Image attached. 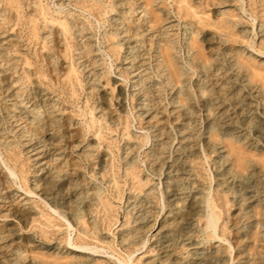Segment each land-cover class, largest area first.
<instances>
[{
  "label": "bare ground",
  "instance_id": "obj_1",
  "mask_svg": "<svg viewBox=\"0 0 264 264\" xmlns=\"http://www.w3.org/2000/svg\"><path fill=\"white\" fill-rule=\"evenodd\" d=\"M52 3L0 0V264H264V175L222 152L264 149V69L244 57L264 63V0ZM120 127L124 176H87L95 157L113 168ZM44 245L67 257L43 262Z\"/></svg>",
  "mask_w": 264,
  "mask_h": 264
},
{
  "label": "rangeland",
  "instance_id": "obj_2",
  "mask_svg": "<svg viewBox=\"0 0 264 264\" xmlns=\"http://www.w3.org/2000/svg\"><path fill=\"white\" fill-rule=\"evenodd\" d=\"M52 1L53 0H45L46 3H49L50 6H52ZM3 5H0V9H2ZM5 32V31H4ZM8 35V33H7ZM6 35V36H7ZM21 45H23V43H20ZM26 46H22V50H25ZM30 48V47H29ZM31 49V48H30ZM246 57L245 60H248L253 66L260 68V69H264V63L263 60L258 58V57H253L249 58V55L244 56ZM253 59V60H252ZM195 78V76L193 77ZM114 81L111 80L109 82V85H105V89L104 91L101 93V95L104 97L105 99V103H110L112 104L111 109L112 110H116L115 108V101L116 98L118 97L119 94V90H122V88L119 87V83L116 84L115 86H113ZM259 84V83H258ZM115 87V88H114ZM110 106V105H109ZM126 112H123L121 114V122H125L128 121L127 125H128V129L129 131H131V133L133 134H137L140 135L141 134V130H140V120L137 117V114L134 112V110H132V103L131 101H127L126 103ZM260 112H264V102H262L261 106H260ZM120 112V110H119ZM127 117V119H126ZM121 128V127H120ZM117 132H114L111 137H108V142L104 143V147H109L115 154V159H114V166L111 170L107 171V172H102L100 171V160L99 158H92L90 160V162L87 163V165H85V169H87V173L89 172V174H87V176H124V169H123V163H122V159H121V155L119 150L122 148V146L124 145V143L126 142L123 138H122V129ZM111 144H110V143ZM149 146V145H148ZM143 147L139 153L136 155V169H137V175L138 176H151V174L149 173V171L147 170V165L145 164V155H144V151L145 149L148 147ZM222 146L224 147V149H222V152H224L223 154L225 156H230L231 160L233 162H237L238 160V154H237V149H241V153H243L245 155V158L251 162L254 165V168L256 170L257 173H259V175L261 176L262 174L264 175V149H262L261 146H258L255 149L252 148H247L245 146H241V144H237L234 142H231L230 140H227V142L223 143ZM216 155L217 154H212V158L210 160V163L207 164L205 162V160L203 159H199L196 160V163L200 164V173L202 174V177H200L198 179V185L200 188H207L209 186V177H217L218 175V169H215L216 167ZM234 165H231L229 168H236L233 167ZM237 169V168H236ZM240 174H244V176L241 177H245V175L247 174L246 172L240 171ZM217 180V178H216ZM123 185V183H122ZM213 187H215V183L213 182L212 184ZM103 190H107L108 185H101ZM127 189V186L125 187V191ZM216 189V187H215ZM106 194L108 195V192L106 191ZM128 191H126L124 193V198L127 196ZM228 195V201H229V211L227 213H225L224 217L226 219V222H228V226H230V221L233 218L234 214H235V207L232 204V200L235 197V194L233 192H230L227 194ZM124 201L125 199L121 202V201H117V200H112V202L114 203V205L116 206V210H117V215L119 217L120 223H122L124 221ZM161 219V217L159 218V220ZM229 219V220H228ZM228 220V221H227ZM201 229H205V223L202 222L200 225ZM116 232V231H115ZM49 247H47V245H44V247L42 248H38L36 249L34 252L40 257V259L45 262V263H54L56 261V259L61 260L67 256H56L53 252V250H49ZM183 253V251L179 252L178 255H181ZM155 254V252L153 253H149V257L153 256ZM147 255V256H148Z\"/></svg>",
  "mask_w": 264,
  "mask_h": 264
}]
</instances>
